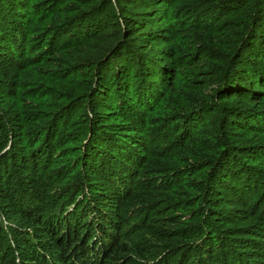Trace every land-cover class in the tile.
<instances>
[{
	"label": "trees",
	"instance_id": "trees-1",
	"mask_svg": "<svg viewBox=\"0 0 264 264\" xmlns=\"http://www.w3.org/2000/svg\"><path fill=\"white\" fill-rule=\"evenodd\" d=\"M0 196L25 264H264V0H0Z\"/></svg>",
	"mask_w": 264,
	"mask_h": 264
},
{
	"label": "rangeland",
	"instance_id": "rangeland-1",
	"mask_svg": "<svg viewBox=\"0 0 264 264\" xmlns=\"http://www.w3.org/2000/svg\"><path fill=\"white\" fill-rule=\"evenodd\" d=\"M6 148H7V146H6ZM69 158H71L70 156H68V155H51V159H50V161H49V163H52V166L53 167H58V165H63V166H66L67 165V163L69 162ZM41 160V159H40ZM43 163V161H41V163L39 162V165L40 164H42ZM50 167H51V165H50ZM51 172H53V171H51ZM96 178H98L97 176L98 175H96V174H93ZM29 178V177H28ZM30 179V178H29ZM53 185L55 186V188H56V186H57V184L55 185L54 184V182H53ZM84 186H86V185H84ZM83 186V187H84ZM90 188V187H89ZM89 188H86V187H84L83 188V192H82V196H84L85 197V200H84V202H82L81 204L83 205V207H79V210H77L76 209V207H77V205H69L70 203H68V204H66L64 207L63 206H61V208L62 209H64L63 210V212L60 214H58V213H56L54 216H55V223L53 222L52 223V226L54 225V224H56V223H58V224H60V222H62L63 220H65L66 218H68L69 217V215L70 214H68V213H71V212H76V214L77 215H79L80 214V211L81 212H83L82 211V209L83 208H85L84 209V213H85V217H83V219L82 218H80V216H78V219H82V222H84V221H87V220H91V222L94 224V226H95V224L96 225H98V224H101V226L103 225L102 224V219L103 220H106L105 219V216H103V213H102V211L101 210H97V214L94 212V210L92 211V210H90V207H89V205L88 204H86L87 203V196H90L91 195V192H90V189ZM11 190V192L13 193L12 195H19L20 193H21V189L20 188H18V186H16V184L15 185H13V187L10 189ZM61 191H59L58 189L56 190V193H55V197L57 196V195H60L61 193H60ZM17 193V194H16ZM38 194V193H37ZM52 199V197L49 199V200H51ZM57 203H58V201H57ZM91 204V203H90ZM4 207V210H5V213L9 216V215H14V214H16V212H17V210L18 209H15V208H13V209H15V210H10L9 208L7 209L6 208V206H5V202H4V199L2 198V196H0V211H1V207ZM91 206H92V204H91ZM67 207V208H66ZM93 207V206H92ZM28 209V208H27ZM93 209H94V207H93ZM35 216V215H34ZM50 216H52L51 217V219L53 218V214L52 215H50ZM61 217V218H60ZM12 219V218H11ZM50 219V220H51ZM58 219V220H57ZM6 219H5V217H4V215H2L1 214V212H0V227H1V225H2V228L4 229V231H5V229H6V231H5V233H6V236H5V234H0V249H1V254H0V264H6V263H8V262H10L11 260H15V262H16V264H25V262L27 261V260H25L24 259V256H23V252H27V249H30V250H32L31 248H29V247H27L23 242H21L20 241V239L19 238H17L16 237V235L15 234H13L11 231H8V229L6 228ZM64 222V221H63ZM105 224L107 223V222H104ZM50 224V223H49ZM13 226H15V227H17V230H19V231H17L18 233H19V236H22L23 238H24V235L26 236V234H27V236H28V233L29 232H31V229L30 228H28V227H25L24 229H23V227H20L17 223L15 224H13ZM103 227V226H102ZM92 230L93 228H89V226L88 227H86V228H84V230L81 232V234L82 233H84V232H86L87 230ZM93 231V230H92ZM22 232V233H21ZM88 232V231H87ZM62 233V232H61ZM21 234V235H20ZM96 234H100V235H102L101 233H100V231H96V230H94V234H93V236L92 237H95V235ZM60 238H62V236H61V234H60V236H59ZM18 242H19V244H18ZM62 242V241H61ZM8 243H9V246H8ZM36 243V242H35ZM60 244V243H59ZM39 250H37L38 252H41V253H43V255L44 256H46L47 254H49L50 253V255H55V256H57V254L55 253V252H57V250H56V247L54 246V245H52L51 246V248L50 249H41V248H38ZM72 249V248H71ZM66 254L67 255H69V251H67L66 252ZM73 256H74V254H72ZM21 258V259H20ZM48 259V258H47ZM47 264H50V262H47ZM52 264V263H51Z\"/></svg>",
	"mask_w": 264,
	"mask_h": 264
}]
</instances>
